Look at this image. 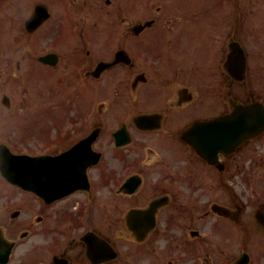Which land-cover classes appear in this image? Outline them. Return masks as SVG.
Instances as JSON below:
<instances>
[{
  "label": "flooded vegetation",
  "instance_id": "af4514ba",
  "mask_svg": "<svg viewBox=\"0 0 264 264\" xmlns=\"http://www.w3.org/2000/svg\"><path fill=\"white\" fill-rule=\"evenodd\" d=\"M136 1L115 0L112 4L106 1L107 6H113L115 18L125 16L129 19L124 30L109 27L107 30H88L86 25L82 30H67V53L57 54V65L38 68L32 57L26 60V66L33 70V75L40 69H48L49 75L41 73L43 77L50 83L61 82L73 88L72 93L76 95L82 85L101 87L98 111L90 114L81 112L84 116L79 114V118L75 119L68 134L69 140L83 138L94 130L98 131L94 143L101 141L100 145L110 149L109 140L114 132L121 129L127 133L131 131L133 145L146 136L153 137L145 145L139 143L142 151L147 148L148 158H137L131 162L124 153L128 149L117 153V159L122 156L118 161L126 162L127 170L132 173L111 179L114 191L109 194L98 186V201L101 203L95 209L96 221L90 220L86 228L76 227L74 230L69 224L67 244L63 250L67 255V264H92L89 251L95 255V264H105V258H112L110 249L117 257L109 264H199L200 253L204 250L201 244L204 243L194 241V228L199 222V215L211 213L216 205L215 197L210 200L216 194L215 166L197 157L201 154L197 149L203 148V142H207L209 136L206 131H199L196 137L198 143L192 149L183 137L193 124L231 113L226 100L224 113L217 115L216 111L213 39L208 37L207 40L210 53L208 65L205 67L202 60L199 67L194 64L199 37L193 36L194 32L190 31L167 30L166 9L159 6L152 12L149 8L152 0H143V7L139 8L135 5ZM124 2L127 3V10L119 4ZM152 15L155 19H151ZM139 16L137 24L131 21ZM69 20L71 18L67 15V24ZM84 20H89V17H82L81 21ZM147 20H154V25L147 28ZM120 22L123 24L125 20ZM79 23L76 22L77 25ZM115 24L117 26V20ZM183 25L193 27L194 20H186ZM154 26L158 29L152 30ZM120 51H124L125 55L111 66ZM21 60L25 61L24 56ZM101 62L105 65L96 73ZM248 62L246 77L239 88V101L242 104L254 101L264 103V47L258 46L255 56H248ZM225 80L231 83L229 77ZM201 84L206 85L207 90L194 89L195 97L192 100L189 97L191 101L186 102L184 93L188 92L184 86ZM230 96H233L231 92ZM92 114L101 115L94 121L88 118ZM142 116L149 118L142 121ZM108 130L111 132H106ZM263 136L246 141L239 148L241 152L243 150L240 159L233 154L223 163L224 172H221L223 176L219 181L224 183L226 192L231 183L233 166H247L246 148L256 143L252 149L257 150L258 141ZM160 155L162 157H158ZM261 162L262 159H255L253 164L259 166ZM101 181L102 177H99L98 182ZM126 186L133 190L130 195L124 194ZM91 195L93 198L92 192ZM219 197L223 204L232 206L231 201ZM241 206L238 214L246 212L248 207L245 203ZM132 210L139 212L127 223L125 216ZM258 211L261 219L264 206ZM237 213H228L231 220L239 218L234 224L236 228L249 229L248 218H241ZM255 223L257 230H264L257 220ZM103 242H107L109 247ZM14 247L19 253L29 249L22 242L15 243ZM55 249L56 245L50 252ZM6 250L7 244L0 243V253ZM29 253L35 256L34 259H40L38 247L32 248ZM206 254L213 258L210 251ZM214 255L222 259V264L230 263L229 254L221 248Z\"/></svg>",
  "mask_w": 264,
  "mask_h": 264
},
{
  "label": "rangeland",
  "instance_id": "374dc122",
  "mask_svg": "<svg viewBox=\"0 0 264 264\" xmlns=\"http://www.w3.org/2000/svg\"><path fill=\"white\" fill-rule=\"evenodd\" d=\"M41 2V0H22V4L18 5L19 0H0V30L1 27H7L9 28V33H7L5 36L0 38V72L3 70V65L4 61L3 58L7 57L10 58V70L14 71L15 69V63L16 60L21 56L24 55V57H30L32 54V57H36V53L38 54L40 52H45V49L48 48L50 45L56 46V48L59 51H63L64 49L67 48V41L63 42L60 38H57L55 43L49 34V26L45 29V31L41 33H37V35L28 37L26 35H19L17 36L16 32L19 30L20 25H22V19L26 15H28L33 7L34 4ZM201 1V0H199ZM224 2L223 0H216V4H220ZM14 7L16 8L17 13L22 17H16V16H11V11H10V6L14 4ZM211 5V0H204L199 2V7L200 8H205L207 6ZM64 15L63 13V8L62 6L58 5V8H54V19H56L58 16ZM224 10L223 7L221 8L220 16H224ZM7 18V20L5 19ZM247 18V20H245ZM240 20H243V22L247 21V27H248V32L253 33L254 35L250 34L251 36L255 37L253 40H255L257 37H263L259 31V29H262L264 26V0H232V4L230 6V23L227 28V31L229 32H234L237 35L240 34ZM245 20V21H244ZM94 23L93 19H89L87 21V24L89 26H92ZM262 23V24H261ZM261 25H263L261 27ZM221 31H224L222 28ZM15 32V33H14ZM1 33V32H0ZM264 33V31H262ZM243 39L245 40V37L243 36ZM37 48L38 51H33L32 53H27L25 50H21L19 53V48L20 49H26V48ZM25 53V54H22ZM24 65V64H23ZM2 76L5 77L2 73ZM17 77L13 76V83L16 80ZM13 87L11 86V89ZM73 88H70L68 86L61 87L60 90V101L65 108L58 106V104H55L54 110L55 112L52 113L53 117L51 118H44L43 120L33 118L28 126L32 129H36L35 124H41L44 126L39 127L38 131L43 132V131H49V135H45L42 133H39L37 130L35 132L36 138L33 139H27L23 142V145L26 144L27 147L23 149V151L28 152L29 154H36V153H45L48 151L49 147L51 145H46L48 141L54 142L56 137L58 136V133L63 129V127L67 124V121L63 126L58 128V126L54 123L57 122L56 118V112L61 111L62 109L67 110V105L71 102L75 103V109L76 110H82L84 109V103L83 99L80 98V96L77 94L72 93ZM12 96V95H11ZM16 96V97H15ZM46 98H49L51 96V92L48 87L44 88V94ZM90 96V95H89ZM13 100L16 98L18 99V95L12 96ZM0 100H1V93H0ZM49 100V99H48ZM35 104H38L46 109H48L50 106L47 101H42V100H37L33 101L31 100L30 102L25 103L24 106H22V110L28 111L31 106H34ZM14 106V105H13ZM15 108V106H14ZM52 108V107H50ZM36 110V109H35ZM73 110V109H72ZM38 112H31L27 117L31 115H37ZM51 115V114H50ZM26 118V117H24ZM63 115L58 117V119H63ZM30 119V118H29ZM5 120V116L3 114H0V141L7 142V140H11L10 135H9V130L6 128V126L3 124ZM2 126V127H1ZM56 133V136H55ZM41 136V137H40ZM51 150V149H50ZM5 187L0 185V193L2 189ZM3 199V198H1ZM15 207V202L13 203ZM43 226H40V232H42ZM210 228L208 227L206 229V232H208ZM261 236L258 232H248L246 239L249 242H256L257 240H260ZM211 239V237H209ZM258 262V261H257ZM255 262L254 264H256ZM257 264H264V259L262 262L257 263Z\"/></svg>",
  "mask_w": 264,
  "mask_h": 264
},
{
  "label": "water",
  "instance_id": "95a60500",
  "mask_svg": "<svg viewBox=\"0 0 264 264\" xmlns=\"http://www.w3.org/2000/svg\"><path fill=\"white\" fill-rule=\"evenodd\" d=\"M0 164L3 166V173L14 183L28 182L30 184H39L40 188L44 186L41 189L42 192L47 191L53 185L51 184L53 181L51 178L49 182H46L47 176L34 158L25 159L18 156H11L6 150L1 149ZM52 188L53 186L50 190Z\"/></svg>",
  "mask_w": 264,
  "mask_h": 264
}]
</instances>
